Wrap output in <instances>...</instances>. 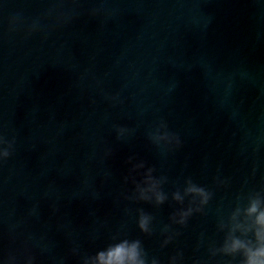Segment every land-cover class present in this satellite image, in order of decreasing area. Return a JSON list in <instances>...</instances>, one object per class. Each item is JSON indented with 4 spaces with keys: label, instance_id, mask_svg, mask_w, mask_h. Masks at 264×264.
<instances>
[{
    "label": "water",
    "instance_id": "water-1",
    "mask_svg": "<svg viewBox=\"0 0 264 264\" xmlns=\"http://www.w3.org/2000/svg\"><path fill=\"white\" fill-rule=\"evenodd\" d=\"M260 212L264 0H0V264H242Z\"/></svg>",
    "mask_w": 264,
    "mask_h": 264
},
{
    "label": "clouds",
    "instance_id": "clouds-1",
    "mask_svg": "<svg viewBox=\"0 0 264 264\" xmlns=\"http://www.w3.org/2000/svg\"><path fill=\"white\" fill-rule=\"evenodd\" d=\"M5 155H8L5 152ZM257 207L254 204L250 213H256ZM147 217L142 216L139 221V228L147 232ZM259 225L255 234V241L243 243L240 240L233 242L231 251L239 252L243 256L242 264H264V212H260L256 220ZM99 264H148L147 252L142 249L139 239L129 240L124 238L119 242L110 244L106 249L97 253Z\"/></svg>",
    "mask_w": 264,
    "mask_h": 264
}]
</instances>
